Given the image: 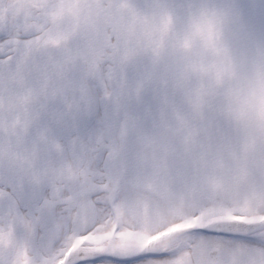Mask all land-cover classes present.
<instances>
[{
	"label": "snow or ice",
	"instance_id": "1",
	"mask_svg": "<svg viewBox=\"0 0 264 264\" xmlns=\"http://www.w3.org/2000/svg\"><path fill=\"white\" fill-rule=\"evenodd\" d=\"M0 264H264V0H0Z\"/></svg>",
	"mask_w": 264,
	"mask_h": 264
}]
</instances>
